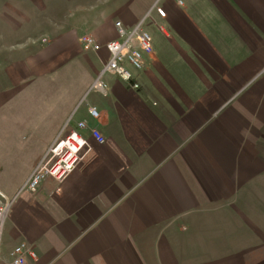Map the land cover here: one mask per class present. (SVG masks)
Here are the masks:
<instances>
[{
  "label": "rangeland",
  "instance_id": "374dc122",
  "mask_svg": "<svg viewBox=\"0 0 264 264\" xmlns=\"http://www.w3.org/2000/svg\"><path fill=\"white\" fill-rule=\"evenodd\" d=\"M64 1L78 13L92 3L0 0V188L6 192L16 187L20 191L55 139L76 127L74 120L67 127L62 114L83 92L86 79L99 75L53 72L59 51L67 49L57 46V40L69 29L60 30L54 20ZM122 1L126 0H106L105 6L113 12ZM223 1L205 0L196 8L202 11L214 4V15L199 16L203 28L223 20L215 13V3L231 11V29L225 36L217 30L220 37L209 47L218 59L208 62L207 55L202 57L206 61L183 64L189 74L188 117L196 124L189 128V183L167 191L165 184L152 182L135 193L126 192L125 198L135 200V205L124 208L123 227L114 231L124 236L115 240V248L124 250L119 264H264V0ZM70 32L81 39L91 35L84 30ZM233 36L238 37L237 45L232 44ZM43 39L49 43L42 44ZM152 65L148 60L136 76L147 97V79L157 75ZM157 66L161 74H169L165 63ZM99 119L89 126L100 128ZM205 129L210 132L205 134ZM213 131L230 136L235 149L219 157L210 144L206 147L202 141L209 140ZM91 143L92 149H99ZM212 161L236 169L237 179L225 177L226 183L217 184L204 173L208 169L204 164ZM202 171L200 178L209 182V188L203 185L206 189L192 182L194 173L198 178ZM168 198L178 204L173 212Z\"/></svg>",
  "mask_w": 264,
  "mask_h": 264
},
{
  "label": "crops",
  "instance_id": "0c3cea01",
  "mask_svg": "<svg viewBox=\"0 0 264 264\" xmlns=\"http://www.w3.org/2000/svg\"><path fill=\"white\" fill-rule=\"evenodd\" d=\"M71 1L68 0V4ZM96 2L92 0L79 13L78 9H70L65 1L57 8L54 20L60 30L63 27L69 30L65 36L63 34L64 38L57 40V46L67 49L60 50L57 60L52 63L54 74H100L109 58L105 47L98 51L86 48L82 39L74 37L70 31L90 32L99 44L105 45L118 37L117 19L127 27H133L151 11L144 27L153 36L154 50L148 60L157 75L148 79L145 76L148 97L143 87L134 88L132 82L111 73L103 76L109 88L105 95L90 91L97 77L93 75L86 79L83 92L71 100L73 105L64 110L62 120L66 123L85 121L89 125L96 120L89 116L88 108L97 106L101 119L99 129L106 136V143L95 142L99 149L89 151L61 182L48 177L36 193L24 190L19 194L17 187L5 191L15 201L4 228L0 264H12L11 251L18 244L28 245L38 253L37 260H29L26 264H110V259L119 264V256L124 255V250L121 253L115 248V240H124V236L114 231L123 227L124 208L135 205V200L125 198L126 192L135 193L142 185L152 182L156 186L165 184L163 190L167 191L177 189L174 185L178 183L181 186L189 183V128L196 124L190 123L188 117L186 79L189 74L183 64L196 63L207 55L210 56L208 62L218 59L219 55L209 47L220 37L217 30L225 36L231 29L228 24L231 11L215 3V13L223 20L212 28H203L199 16L206 12L214 15L211 10L214 4L202 7V11L196 9L198 3L204 6L205 0H126L113 12L106 8V0ZM156 4L165 10L166 17L152 10ZM190 20L197 24L192 26ZM185 29L190 34H186ZM170 35L172 37L168 38ZM237 40L238 37L233 36L232 44L237 45ZM48 43L49 40L42 44ZM189 53L192 54L190 58ZM158 63H165L169 74H161ZM209 132L205 129V134ZM202 143L206 147L210 144L219 157L221 152L235 149L231 137L218 131H213L209 140ZM204 165L208 168L205 175H210L217 184L226 183L225 177L237 179L236 169L234 171L221 161ZM196 174L192 182L200 183L202 189H206L205 185L209 188V182L200 178L203 171L198 178ZM168 199L173 212L178 204Z\"/></svg>",
  "mask_w": 264,
  "mask_h": 264
},
{
  "label": "built area",
  "instance_id": "2783aa9c",
  "mask_svg": "<svg viewBox=\"0 0 264 264\" xmlns=\"http://www.w3.org/2000/svg\"><path fill=\"white\" fill-rule=\"evenodd\" d=\"M153 9L159 16L166 17L165 10L158 4ZM150 14L151 11L133 27H127L120 19L115 21L118 37L106 43L105 47L109 52V58L90 91L94 90L104 95L107 94L109 88L103 78L105 73H111L126 82H132L134 88L140 86L136 76L144 71L148 56L154 50L153 36L144 27V21L150 17ZM159 28L164 30L162 25H159ZM82 41L86 48L95 51L102 48L93 35L85 36ZM42 42L47 43L48 40L43 39ZM88 114L94 120L100 118V111L97 106L89 107ZM70 123L71 121L67 123L69 128ZM92 141L98 144L105 142V137L99 127H90L85 121H78L75 128H70L67 133H63L55 139L21 190L36 193L48 177L60 182L65 180L84 156L92 150ZM14 201V197L0 188V250L6 220ZM11 259L12 264H26L29 260H37L38 253L28 245L18 244L11 251Z\"/></svg>",
  "mask_w": 264,
  "mask_h": 264
}]
</instances>
